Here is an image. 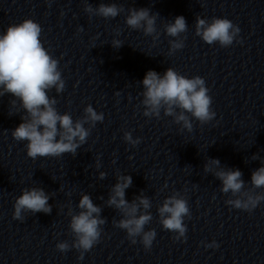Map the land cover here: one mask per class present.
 <instances>
[{"label":"clouds","instance_id":"1","mask_svg":"<svg viewBox=\"0 0 264 264\" xmlns=\"http://www.w3.org/2000/svg\"><path fill=\"white\" fill-rule=\"evenodd\" d=\"M84 10L90 15L105 19L115 18L123 11L116 4L103 3L97 8L86 4ZM129 13L125 22L130 28L143 29L146 36L156 32V16L150 15L149 9H130ZM41 32V26L37 22L25 19L19 24L10 25L0 35V97L10 94L14 97L10 101L12 106L15 107L18 100L20 107L24 110V114L21 115L22 122L12 130L11 135L17 141L28 142L26 148L30 158L60 157L65 153L75 156L77 149L86 143L91 133V128H86L85 125L90 124L95 127L97 122L103 121L104 116L91 105L86 106L84 115L75 121L67 112L61 114L57 110L56 99L51 98L48 93L53 88L56 93H61L65 82L58 69V60L50 55L41 42ZM165 32L169 37L177 38L169 41L171 55L184 47V40L179 37L187 32L185 18L177 16L173 23L165 26ZM195 32L207 44L212 45L218 42L221 47L226 48L237 39L240 29L227 18H213L209 22L197 17ZM112 43L117 48L122 44L119 40H113ZM142 85L143 114L146 117L153 115L159 117L163 109L166 116H174L175 123H182V127L191 132L193 125L185 113H191L201 125L209 123L216 116L211 109L212 97L208 94L209 89L200 76L189 78L173 68H168L163 76L149 70L142 80ZM175 108L183 111L177 115ZM9 115L14 114L9 112ZM124 140L132 146L140 143V139H134L130 132L124 133ZM204 170L213 172L222 182L223 193L231 191L232 196L235 197L225 201L227 205L251 212L261 201H264V195L253 196L242 193L244 181L241 179L240 170L221 169L218 159L209 160ZM251 183L255 188L264 187V166L252 173ZM131 184V176H118L107 205L115 207L122 216L119 221L114 220L113 224L125 230L133 244L139 237L147 251L151 249L156 237L155 230L145 231V226L153 219L151 212L148 211L151 208V202L147 197L140 196L130 204L125 199V190ZM48 200L49 196L42 188L33 187L23 190L22 194L16 198L13 218L23 221L24 214L27 212L50 214L52 207ZM78 208L80 211L78 214L71 215L69 225L74 241L71 245L67 241L59 242L56 248L61 252L68 251L70 247L75 248L80 251V258H83V254L100 241L101 226L106 223V220L100 217L101 208L93 204L89 195H82ZM157 211L163 228L177 234L174 239H186L187 226L184 219L191 217L186 199L175 195L170 196L164 200ZM206 247L215 248L218 245L213 241Z\"/></svg>","mask_w":264,"mask_h":264}]
</instances>
